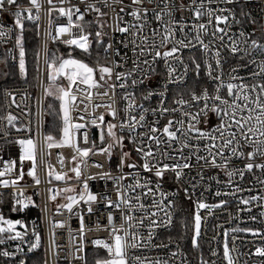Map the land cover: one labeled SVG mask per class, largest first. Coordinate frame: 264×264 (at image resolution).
Wrapping results in <instances>:
<instances>
[{
    "label": "snow or ice",
    "instance_id": "6c2138e0",
    "mask_svg": "<svg viewBox=\"0 0 264 264\" xmlns=\"http://www.w3.org/2000/svg\"><path fill=\"white\" fill-rule=\"evenodd\" d=\"M101 2L111 8L107 0ZM64 3L65 0H59L61 6L56 8L54 0H47V39L36 52V71L40 73L43 59L47 74L43 96L58 102V110L50 102L49 111L42 110L39 120L37 113H32L31 127L14 124L16 117L11 113L6 117L7 124L17 132L32 133L33 129H40L43 149H72L69 162L73 166L69 170L77 181L83 176L81 190L78 195L67 196V203L58 204L57 213L62 208L73 213V206L83 202L91 214L92 205L100 204L101 215L106 213L107 222L101 224L98 219L97 230L106 231L111 242L104 238L90 241L94 249L91 264H129V249L146 247L156 236L157 229L173 226L176 214L183 211L177 199L183 193V199L191 200L194 205L190 244L193 250H200L198 264H216L204 258L200 243L202 223H206L208 217L226 208L231 198L236 211L229 213L230 218L239 220L240 213L250 214L253 207L260 209L258 214L264 218V0H187V4L183 0H130L129 5L123 0H112L120 7L118 12L111 8L115 16L108 20H101L108 13L101 11L96 3L79 0V4H72L68 0L67 8ZM253 4L259 8L260 15L253 12L250 7ZM79 5H84L83 11ZM126 8L131 9L126 12L131 17L130 22L122 15ZM40 10V0H27L26 6L21 0H0V39L6 40L15 33L21 78L27 76L23 44L25 21L34 22L39 35ZM53 11L67 19L66 24L55 27L54 35ZM186 11L190 16L183 14ZM89 12L95 13V20L85 21ZM177 12L180 13L178 19ZM93 24L94 31L85 30L91 29ZM246 25L251 26L250 31L245 30ZM73 28L79 30V35L72 34ZM65 34L71 38L61 40ZM49 41L74 48L70 47L66 55L58 54V49H49ZM77 49L87 59L73 56ZM184 50H188L187 59ZM196 52L200 53L199 57ZM233 60L235 64L230 63ZM117 89H120L119 95ZM5 95L13 94L6 91ZM100 97H107V102L97 99ZM39 103L43 109V101ZM101 108L105 112L95 115ZM73 111H76L75 120ZM45 114L54 118L50 126L55 127V121H59L58 139L52 132L42 133ZM105 114L111 120L105 121ZM91 129L97 131V136L90 141ZM8 135L5 129L0 152L5 151L6 146H18L19 168L16 159L0 157V177H12L0 179V188L12 189L10 211L15 213L27 207L26 201L31 203V197L22 196L23 190L19 193L21 198L17 199V182L24 178L25 161L31 162L27 176L40 184L36 175L37 142L33 135L13 140L8 139ZM125 141L131 146L128 151H125ZM43 149L42 160L50 155ZM114 152L117 175H113L111 169L84 175L82 165L90 154L104 155L111 161ZM133 152L136 160L132 159ZM57 158L63 167L64 157L58 153ZM45 164L49 184L53 176L57 181L73 178L64 172L54 173L46 161ZM93 167L104 168L98 162H94ZM125 167L128 172L124 171ZM13 173L16 174L13 176ZM97 178L112 181L115 199L107 191L96 194L89 190L88 181ZM253 181L261 185V191L255 194H251ZM166 184L174 187L165 188ZM73 191L67 187L52 194L49 188V199L55 200L61 192ZM197 192L199 196L193 200ZM209 192L216 198L214 202L204 199ZM245 192L249 195H242ZM3 195L0 193V205L4 203ZM115 213H119L118 227ZM248 219L259 222L255 215H249ZM48 222L52 229L64 227L63 221ZM179 223L187 230L186 217L180 216ZM17 225L24 230L18 231ZM221 227L217 224L214 229ZM141 229L146 230V236ZM230 232L264 239V232L259 228L224 229L222 247L226 264H237L232 253L236 251L238 237L232 236L233 247L230 248ZM28 235L22 220L6 218L0 212V245L16 241L15 251L0 250V257L10 261L18 253L26 256L39 249L42 237L34 226L25 253L21 245ZM50 236L49 259L36 260L34 264H50V257L58 256L55 232ZM78 237L75 258L81 264H90L85 252L82 214ZM215 239L214 235L212 240ZM172 242L169 236L167 244L160 243L156 247L168 248ZM208 252L210 256H217L215 248L209 247ZM169 255L173 258L183 255L180 264H189L187 254L171 251ZM248 255L264 258V245L256 246ZM131 259L132 264H169L168 260L147 261L140 256ZM16 264H26V259L20 258Z\"/></svg>",
    "mask_w": 264,
    "mask_h": 264
},
{
    "label": "built area",
    "instance_id": "2783aa9c",
    "mask_svg": "<svg viewBox=\"0 0 264 264\" xmlns=\"http://www.w3.org/2000/svg\"><path fill=\"white\" fill-rule=\"evenodd\" d=\"M23 5H27V0H21ZM86 2H93L96 3L97 6L101 8V11L107 12L108 16L101 17V20H108V17H114L115 13L112 12L111 8H115L117 12L119 11L120 5L113 4L112 0H107V2L111 5V8H106L103 6V3L101 0H86ZM125 5L130 4V0H123ZM185 4H187V0H183ZM41 3V10H40V20H39V35H38V50H40L41 43L47 39L45 36L46 29L48 27V19L49 14L47 12V9L49 5L47 4V0H40ZM72 4H79V0H71ZM54 4L56 8L60 7L59 0H54ZM65 8L69 6L68 0H65V3L63 5ZM81 8V11H83L84 5H79ZM151 7V6H149ZM162 7V5H161ZM252 7L253 12L257 15H260L259 8L253 4L250 5ZM130 8H126L124 15L125 21H131V17L126 15L127 11H130ZM35 11V10H34ZM186 17L190 16L189 12L183 13ZM180 16V13H176V18L178 19ZM95 13L89 12L85 15V21H91L95 20ZM52 19V32L53 35L55 34V27L58 24H66L67 19L66 17H60L56 11H53L51 14ZM75 20V16L73 17ZM32 25H36L34 22H28ZM111 24L112 21H109ZM92 26H95L94 24ZM107 30V29H106ZM246 31L251 30V26H245ZM71 32L73 35H79L78 29H71ZM117 37H119V34H116ZM71 38L69 35L65 34L61 36V40L63 39H69ZM91 39V38H90ZM56 45H63L59 41L51 42L49 41L48 47L49 49L52 46ZM65 47H74V46H65ZM10 50V51H9ZM198 57L200 56L199 52L195 53ZM189 55L188 50H184V56L185 59H187V56ZM0 61H6L9 64L12 65H18L19 62V50L15 47V33H12L9 35V37L5 39H0ZM230 63L235 64L236 61H230ZM227 68V65L225 66ZM158 70L162 71V67L158 66ZM243 75V71L241 72ZM203 77V74H202ZM59 82L63 83L62 80ZM47 74L44 66L43 59H41L40 62V73L38 74L36 71V79L34 85L31 84H18V85H6L2 90V100H3V109L2 113L0 115V144H3V138L2 133L5 129H7L9 135L8 139L13 140L16 138H26L29 135H33L34 139L37 142V167H36V175L40 179V184L37 185L34 183L31 177L27 176V169L30 167L31 162L25 161L24 162V178L17 182V199H20L21 196L19 195L20 191H22L23 197H31V203H27V207L24 208L23 211H18L15 213H12L10 211L12 200H11V191L12 189H3L0 188V193H3V200L4 203L0 205V212H3L6 218L9 219H20L24 222V224L28 228L29 235L25 238V243H23L21 246L24 248L25 253H27V243L31 239V232L33 227L35 226L36 230L41 233V246L39 249L35 250L33 253H28L26 256L24 254L18 253L16 257H14L10 261H5V258L0 257V260L3 261V264H16V261H18L20 258L27 259L29 257H37V254L41 251L43 252V259H49L48 250L51 246L52 239L50 236L51 232H55V253H58V256L56 254H53L50 257V264H81V261H78L75 257L77 256L76 252V246L79 241L78 237V230H79V216L82 214L84 216V224H85V251L87 249H93L90 241L94 238H104L107 239L108 242H111L110 237L108 236V233L106 231H99L97 230V224L96 221L99 219L101 224H106V213L104 215H101V205L100 204H93V212L89 214L87 212V205L83 204L81 202L79 205H74V212L69 213L66 209H61L59 213L56 211V206L58 204H64L67 203L66 197L69 195H78L81 190V182L83 180V176L81 177V181H77L74 178V173H72L69 169L73 166L69 162V158L72 155V149L68 147H62V148H52V149H43V135L41 134L40 129H33L32 133L20 131L17 132L14 128H12L10 125L7 124L6 117L9 113H11L13 116L16 117V120H14V124L16 125H24L25 127H31L32 126V120L33 115L32 113H37L36 119L39 120L40 116L39 113L43 110L46 113V98L43 96V88L47 86ZM11 92L12 96H6L5 92ZM102 91V89H101ZM120 89H117V94L119 95ZM79 95V94H78ZM102 102H107V97H100L97 98ZM39 101H43V109L41 108V104ZM154 103V101H153ZM83 108V105L80 106ZM101 112H105V109H97L95 111V115H99ZM87 115V113H84ZM73 118L75 120L76 118V111L72 112ZM44 121V127L42 129V133H47V121H46V114L42 117ZM111 120V117H109L107 114H105V121ZM78 122V121H76ZM57 139L59 138V134L56 135ZM97 136V131L95 129L90 130V141L92 138H95ZM126 147L125 151H128L131 146L127 144V141H125ZM97 145L99 146V141L97 140ZM82 147L89 146V145H83ZM41 149H43L45 152L50 153V155L44 156L43 160L41 159ZM18 153L19 148L16 145H10L6 146L5 151L0 152V157H3V159H16L17 160V168H19V160H18ZM61 154L64 157L63 164L64 166L61 167L60 163H58L57 154ZM132 159L136 160L135 153L132 154ZM45 161L47 163V166L51 167L54 173L58 172H64L66 173L67 177H73L72 179H67L65 181H57L55 180L54 176L51 178V183H48L49 177L47 176V170L48 167H46ZM98 162L104 166L103 169H98L93 167V163ZM116 163H117V155L114 152V155L109 161L106 156L104 155H91L86 158V163L82 165V171L84 172V175H92L98 171L104 170L107 171L109 169L112 170L113 175H117L118 172L116 170ZM0 167H2V163H0ZM125 172H128L129 169L127 167L124 168ZM16 173H13V176ZM259 175V173H257ZM5 178H12V177H0V179ZM223 179V177H222ZM248 179H251L249 176ZM247 183V182H245ZM89 190L93 193L99 194L102 191H107L108 194L111 196L112 199H115V193L112 188V181L107 180H100L99 178L94 180H89ZM71 187L74 189L73 192H61L59 195L56 196L55 200H50L48 192V189H52V194L57 193L59 190ZM174 187L172 185H165V188ZM253 188V193L261 191V185L256 184L254 181L251 185ZM215 190V185H213V191ZM38 193V194H37ZM264 194V193H262ZM242 195L247 196L249 193L245 192L242 193ZM199 196V192H197V195L194 196L192 199H196ZM204 199L207 202H214L215 197L211 195V193H205ZM229 199V204L226 208L223 210H216L215 214L212 217H208L206 223H202V238L200 240L201 247L204 252V258L211 261H215L216 264H226V262L223 261V230L224 229H231L234 227H252V228H259L262 232H264V218H261L259 216V211L257 207L252 208V212L249 213H240L239 216L241 219H232L229 216V213L235 214L236 206L235 202ZM19 208V205H17ZM204 213L202 212V215ZM117 217V227L119 226V213H115ZM162 215V214H160ZM249 215H255L257 216L258 223H255L248 219ZM49 220L52 221H63L64 227L60 228L57 227L55 229L51 228V225L49 224ZM176 221H174V224L172 227L168 229H157V234L153 238L152 242L148 244L146 247L142 246L138 249H129V264H132V257L133 256H140L142 259H146L147 261H155L156 259L160 260H168L169 264H180L181 259L183 258V255L173 258L169 255L171 251H179L182 254H187V259L189 260V264H197L195 257L193 255H190L187 250L185 249L183 243L178 240V238H175L171 235V231L173 230L175 226ZM222 225L221 228L214 229L215 225ZM91 229V231H89ZM18 231H23L24 229L20 228L19 225H17ZM141 231L146 236V230L141 229ZM215 235L216 239L212 240V237ZM236 235L238 238L235 241L236 251L232 253L235 260L237 261V264H262V261H264V258L258 257V256H249L248 254L254 251V248L256 246H262L264 245V239H261L259 237H252L250 234L247 233H229L228 237V243L229 247H233V241L232 236ZM171 236L173 242L169 245L168 248H160L156 247V245L160 243H168V237ZM75 237L76 239H73ZM207 241H211V244L207 243ZM15 244L16 241H6L5 244L0 245V250H8V251H15ZM179 246V247H177ZM209 247L215 248L217 250V256L213 257L209 255L208 249ZM36 260L30 261V264H34Z\"/></svg>",
    "mask_w": 264,
    "mask_h": 264
},
{
    "label": "trees",
    "instance_id": "16d2710c",
    "mask_svg": "<svg viewBox=\"0 0 264 264\" xmlns=\"http://www.w3.org/2000/svg\"><path fill=\"white\" fill-rule=\"evenodd\" d=\"M86 31H94L95 30V26H92L91 29L86 28ZM38 35H37V31H36V25H32L30 23H26L25 22V32H24V48H25V63H26V69H27V76L26 78H21L19 76V72H18V65H12L6 62L5 65H3L2 67H0V115L2 113V109H3V100H2V89L6 86V85H18V84H31L34 85L35 83V79H36V52L38 51ZM74 48V47H72ZM58 49V54H67V52L70 50V47H65L62 45H56V46H52L50 48V50H56ZM92 49H93V54H95V45H92ZM73 56L77 57V58H81V59H87L86 57H84L81 53L80 50H76L75 52L72 53ZM0 62H4V61H0ZM89 63H91V61H88ZM7 73V74H5ZM46 112L49 111L47 109V104L48 103H53V107L56 108L58 110L59 104L56 101H53L52 98H46ZM54 118L47 115L46 114V121H47V133L48 132H52L53 135H58V126H59V121L56 120L55 121V127L50 126L53 122ZM178 202H180L183 205V211L178 212L177 215V219H176V223L175 226L173 228V230L171 231V235L174 236L175 238H178V240H180L185 249L187 250L186 252H188L190 255H193V257H195L196 262L198 264L199 262V251L200 250H193L191 248V244H190V237L192 235V219L191 216L194 212V205L192 204L191 200H184L183 199V193H180V195L177 197ZM180 216H184L187 218L188 221V228L187 230L182 229L180 227V223H179V217ZM183 233V238H181V234ZM87 253V257L90 261L91 264V260L94 254V249H87L85 251ZM43 257V252H39L37 254V257L33 256V257H29L27 259V262H29L28 264H30V261L32 260H40L42 261ZM0 264H3V261L0 260Z\"/></svg>",
    "mask_w": 264,
    "mask_h": 264
},
{
    "label": "rangeland",
    "instance_id": "374dc122",
    "mask_svg": "<svg viewBox=\"0 0 264 264\" xmlns=\"http://www.w3.org/2000/svg\"><path fill=\"white\" fill-rule=\"evenodd\" d=\"M3 65H5V63L4 62H0V67H2Z\"/></svg>",
    "mask_w": 264,
    "mask_h": 264
}]
</instances>
